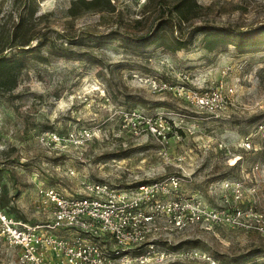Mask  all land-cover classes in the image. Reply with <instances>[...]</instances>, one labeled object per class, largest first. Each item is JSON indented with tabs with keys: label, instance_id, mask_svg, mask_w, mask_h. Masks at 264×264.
<instances>
[{
	"label": "rangeland",
	"instance_id": "374dc122",
	"mask_svg": "<svg viewBox=\"0 0 264 264\" xmlns=\"http://www.w3.org/2000/svg\"><path fill=\"white\" fill-rule=\"evenodd\" d=\"M71 1L0 0V56L18 59L16 85L0 89L5 211L43 223L52 212L46 188L75 196L84 182L125 188L177 174L223 218L176 232L158 248L174 255L144 264H264V45L208 51L195 32L172 49L139 37L160 0H111L113 12L77 16ZM196 2L184 33L203 22L264 26V0ZM189 91L226 103L211 112L187 101ZM151 119L176 132L151 134ZM17 254L0 237V264H16Z\"/></svg>",
	"mask_w": 264,
	"mask_h": 264
},
{
	"label": "built area",
	"instance_id": "2783aa9c",
	"mask_svg": "<svg viewBox=\"0 0 264 264\" xmlns=\"http://www.w3.org/2000/svg\"><path fill=\"white\" fill-rule=\"evenodd\" d=\"M185 98L211 112L226 103L214 106V96L206 92L189 91ZM147 121L150 133L163 139L176 132L169 125L168 131L159 129L156 119ZM83 187V195L75 196L46 188L44 201L52 212L43 223L16 218L0 204V237L18 252L16 264H144L172 257L173 250H159V244L170 242L176 232L207 228L223 218L222 212L182 189L177 174L125 188L103 181L84 182Z\"/></svg>",
	"mask_w": 264,
	"mask_h": 264
},
{
	"label": "trees",
	"instance_id": "16d2710c",
	"mask_svg": "<svg viewBox=\"0 0 264 264\" xmlns=\"http://www.w3.org/2000/svg\"><path fill=\"white\" fill-rule=\"evenodd\" d=\"M150 2L151 0H148L146 5H150ZM159 4L164 8L154 16V22L150 29L139 35L141 39L150 37L149 40L158 41L159 46L167 45V47L175 49L180 48L188 37H192L193 33L199 32L203 35L204 47L208 51L231 44L241 52H250L264 45V26L245 32L228 25L215 26L203 22L184 33L180 23L197 17L202 6L196 0H172L171 2L160 0ZM69 6L68 12L71 16H77L88 10L110 12L115 10L111 0H72ZM173 17L178 19V35L174 34ZM116 34L120 35L118 32ZM17 65L18 59L16 57L0 56V89H12L16 85ZM2 199L3 193L1 191V206H3Z\"/></svg>",
	"mask_w": 264,
	"mask_h": 264
}]
</instances>
